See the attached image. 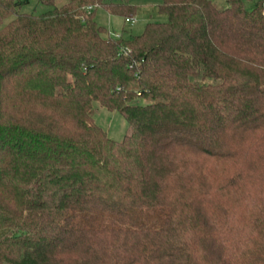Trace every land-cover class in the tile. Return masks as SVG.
<instances>
[{
  "label": "trees",
  "instance_id": "obj_1",
  "mask_svg": "<svg viewBox=\"0 0 264 264\" xmlns=\"http://www.w3.org/2000/svg\"><path fill=\"white\" fill-rule=\"evenodd\" d=\"M99 7L0 0V264H264V0Z\"/></svg>",
  "mask_w": 264,
  "mask_h": 264
},
{
  "label": "rangeland",
  "instance_id": "obj_2",
  "mask_svg": "<svg viewBox=\"0 0 264 264\" xmlns=\"http://www.w3.org/2000/svg\"><path fill=\"white\" fill-rule=\"evenodd\" d=\"M217 4L224 0H212ZM245 6L250 9L256 0H243ZM160 0H130L136 6L137 12L133 17V22H126L124 17L111 15L104 8L99 7L96 12V20L107 30L115 34L123 33L125 37L132 34H139L144 26L150 21H165L166 16L159 13L158 4ZM42 6V5H41ZM90 115L93 121L107 131L109 136L116 140H121L127 128V121L118 111H110L100 106L98 102H93Z\"/></svg>",
  "mask_w": 264,
  "mask_h": 264
},
{
  "label": "built area",
  "instance_id": "obj_3",
  "mask_svg": "<svg viewBox=\"0 0 264 264\" xmlns=\"http://www.w3.org/2000/svg\"><path fill=\"white\" fill-rule=\"evenodd\" d=\"M126 20V22H133L134 20L133 19H129V18H126L125 19ZM115 36H119V34H115ZM122 51L124 52V53H127L128 52V49L127 48H122Z\"/></svg>",
  "mask_w": 264,
  "mask_h": 264
},
{
  "label": "crops",
  "instance_id": "obj_4",
  "mask_svg": "<svg viewBox=\"0 0 264 264\" xmlns=\"http://www.w3.org/2000/svg\"><path fill=\"white\" fill-rule=\"evenodd\" d=\"M113 32H115V31H113Z\"/></svg>",
  "mask_w": 264,
  "mask_h": 264
}]
</instances>
